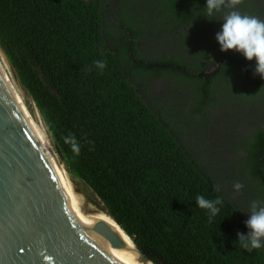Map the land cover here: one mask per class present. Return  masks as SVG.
I'll return each mask as SVG.
<instances>
[{
    "label": "trees",
    "instance_id": "obj_1",
    "mask_svg": "<svg viewBox=\"0 0 264 264\" xmlns=\"http://www.w3.org/2000/svg\"><path fill=\"white\" fill-rule=\"evenodd\" d=\"M206 2L0 0V50L71 178L153 264H264L237 241L264 201V79L215 39L264 0L211 20ZM201 195L223 202L211 220Z\"/></svg>",
    "mask_w": 264,
    "mask_h": 264
},
{
    "label": "water",
    "instance_id": "obj_2",
    "mask_svg": "<svg viewBox=\"0 0 264 264\" xmlns=\"http://www.w3.org/2000/svg\"><path fill=\"white\" fill-rule=\"evenodd\" d=\"M8 72L0 63V264H153L115 221L75 203Z\"/></svg>",
    "mask_w": 264,
    "mask_h": 264
},
{
    "label": "clouds",
    "instance_id": "obj_3",
    "mask_svg": "<svg viewBox=\"0 0 264 264\" xmlns=\"http://www.w3.org/2000/svg\"><path fill=\"white\" fill-rule=\"evenodd\" d=\"M241 2L242 0H207L204 17L210 19L225 7L235 9ZM222 21L221 31L215 35L220 50H235L246 60L255 59L254 74H259L264 79V21L254 16L241 15L235 10L228 12ZM97 66L103 68L104 64L97 62ZM65 142L71 143L73 152L79 154L80 149L74 139H66ZM233 188L239 192L243 185L236 182ZM196 203L200 208L208 211L211 220L219 213L218 205L223 202L219 197L210 200L201 195L196 197ZM248 217L244 223L249 231L246 234L238 232L237 241L244 250L252 251L264 247V201L253 200ZM45 260L50 262L51 257L46 256Z\"/></svg>",
    "mask_w": 264,
    "mask_h": 264
},
{
    "label": "rangeland",
    "instance_id": "obj_4",
    "mask_svg": "<svg viewBox=\"0 0 264 264\" xmlns=\"http://www.w3.org/2000/svg\"><path fill=\"white\" fill-rule=\"evenodd\" d=\"M0 60L2 62V64L4 65L6 71L8 72V67H7V63L6 60L3 56L2 51L0 50ZM9 78L11 79L12 83L14 84L15 89L17 90L18 94L21 96L24 104L26 105V108L28 109V111L30 112V116L33 117L32 121L33 124L35 126V129L38 130L40 132V135L42 136V138L44 139L45 143L48 145L49 148H52L50 146V143L47 139L48 134L45 130V127L43 125L42 119L37 111V109L35 108L33 102L27 97L25 96V93L22 89H19L15 82L12 80L9 72H8ZM37 127V128H36ZM37 131V132H38ZM46 133V134H45ZM39 135V136H40ZM47 135V136H46ZM41 138V137H40ZM42 140V139H41ZM50 140V139H49ZM54 156L56 157L54 151H52ZM57 158V157H56ZM57 160V159H55ZM62 163V162H61ZM63 164V163H62ZM64 166V165H63ZM67 171V170H66ZM68 172V171H67ZM68 177L71 181L72 184V189L79 201V204L81 206L82 209H85L89 212L95 213L97 215L103 213L99 210V208L96 206L95 202H98L97 198L95 197L94 193L88 188L86 187L82 182L72 179L71 176L68 174ZM82 199V200H81Z\"/></svg>",
    "mask_w": 264,
    "mask_h": 264
},
{
    "label": "bare ground",
    "instance_id": "obj_5",
    "mask_svg": "<svg viewBox=\"0 0 264 264\" xmlns=\"http://www.w3.org/2000/svg\"><path fill=\"white\" fill-rule=\"evenodd\" d=\"M0 63H1V65H2V67L5 68L4 65L2 64L1 60H0ZM17 93H18V92H17ZM18 95H19V94H18ZM19 97H20V99H21V101H22V103H23V105H24V107H25V109H26V112H27V114H28V116H29V118H30L32 124H33V121H34V120L32 121V118H33V117H31L32 115L30 116V112H29L28 109L26 108V105L24 104V102H23V100H22V98H21L20 95H19ZM33 127H34V129H35L34 124H33ZM36 128H37V127H36ZM35 131L37 132L38 130L35 129ZM37 134H38V136H39V135H40V132L38 131ZM45 134H46V133H45ZM46 136H47V135H46ZM40 137H41V138H40ZM39 138H40V140L42 139L41 141H42V143H43V145H44L46 151L48 152V154H49L51 160L53 161V163H54V165H55V167L57 168V170H58V172L60 173L61 177L63 178V180L65 181L66 185L68 186V188H69V190H70V192H71V194H72V196H73V198H74V200H75V203L81 208V206H80V204H79V201H78V199H77V197H76V195H75V193H74V191H73V189H72V184H71V181H70V179H69V177H68V173H67L65 167L63 166V164H62L61 162H58V160H55V159H57V158L54 156V154H53V152H52V151H53L52 148H49V147H48V145L45 143V141H44V139L42 138L41 135L39 136ZM47 139H48V137H47ZM48 141H49V140H48ZM49 143H50V142H49ZM50 146H51V145H50ZM81 200H82V199H81ZM99 215L102 216V217H104L105 219L111 221V222L117 227L116 223H114V221L111 220V218H109L107 215H105V214H103V213H101V214H99ZM118 229L122 232V234H123V236H124V240H125L126 242H128V244L132 245V241H131L130 238L125 234V232H124L120 227H118ZM129 251H130V250H129ZM130 252H132V251H130ZM132 253H134V252H132ZM134 254H135V253H134Z\"/></svg>",
    "mask_w": 264,
    "mask_h": 264
},
{
    "label": "snow or ice",
    "instance_id": "obj_6",
    "mask_svg": "<svg viewBox=\"0 0 264 264\" xmlns=\"http://www.w3.org/2000/svg\"><path fill=\"white\" fill-rule=\"evenodd\" d=\"M46 258V256L44 257V259Z\"/></svg>",
    "mask_w": 264,
    "mask_h": 264
}]
</instances>
